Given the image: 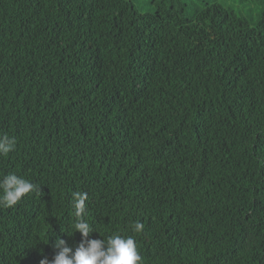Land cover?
I'll list each match as a JSON object with an SVG mask.
<instances>
[{
  "label": "trees",
  "instance_id": "obj_1",
  "mask_svg": "<svg viewBox=\"0 0 264 264\" xmlns=\"http://www.w3.org/2000/svg\"><path fill=\"white\" fill-rule=\"evenodd\" d=\"M135 1L0 0V178L39 189L0 264L74 250L77 194L144 264H264V0Z\"/></svg>",
  "mask_w": 264,
  "mask_h": 264
},
{
  "label": "clouds",
  "instance_id": "obj_2",
  "mask_svg": "<svg viewBox=\"0 0 264 264\" xmlns=\"http://www.w3.org/2000/svg\"><path fill=\"white\" fill-rule=\"evenodd\" d=\"M15 145V137H0V156L14 151ZM35 191L39 189L30 180L15 173H8L0 178V208H11L24 196ZM86 198V194H77L74 202L76 220L72 234L80 233L81 240L78 245L73 250L65 239L57 237L52 245L57 250L52 260L49 261L45 256L39 264H144L136 241L131 235L112 233L106 239L90 238V235L97 231L83 218ZM143 230L142 222L133 223L134 233L139 234Z\"/></svg>",
  "mask_w": 264,
  "mask_h": 264
},
{
  "label": "rangeland",
  "instance_id": "obj_3",
  "mask_svg": "<svg viewBox=\"0 0 264 264\" xmlns=\"http://www.w3.org/2000/svg\"><path fill=\"white\" fill-rule=\"evenodd\" d=\"M151 1L152 0H136L135 5L140 12H146L151 6L150 5Z\"/></svg>",
  "mask_w": 264,
  "mask_h": 264
}]
</instances>
